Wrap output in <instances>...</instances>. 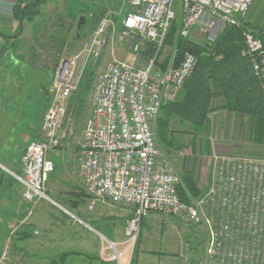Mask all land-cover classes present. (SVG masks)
Listing matches in <instances>:
<instances>
[{
  "label": "built area",
  "instance_id": "1",
  "mask_svg": "<svg viewBox=\"0 0 264 264\" xmlns=\"http://www.w3.org/2000/svg\"><path fill=\"white\" fill-rule=\"evenodd\" d=\"M251 2L129 0L119 38L126 37L130 58L119 59L113 53L95 74L82 141L74 147L70 140L75 129L67 115V105L86 65L100 58L109 39L102 36L99 28L77 54L61 58L46 88L48 104L40 137L26 146L20 173L8 170L21 184L22 198L29 205L21 223L26 222L34 204L53 201L45 190L46 179L54 171L50 153L63 146L69 149L73 173L81 177L83 189L92 196L89 208L98 202L131 208L122 240L101 237L99 258L131 264L142 220L149 214H158L178 216L200 231L195 241H185L198 246L199 251L184 243L189 253L183 256V264L187 260L191 264H264V187L258 195L250 192V176L263 171V158L214 155L205 190L189 202H182L177 193L180 178L155 136L166 93L170 88L182 87L197 63L195 55L185 52L177 65L169 60L163 68L158 67V54L172 21L178 20L184 36L193 25L202 32H213L217 26L242 23ZM243 39L241 54L250 57L253 72L264 85V44L249 31L244 32ZM144 41L155 53L140 65L138 56ZM16 231L17 227L9 230L5 247ZM9 261L4 251L0 263Z\"/></svg>",
  "mask_w": 264,
  "mask_h": 264
},
{
  "label": "rangeland",
  "instance_id": "2",
  "mask_svg": "<svg viewBox=\"0 0 264 264\" xmlns=\"http://www.w3.org/2000/svg\"><path fill=\"white\" fill-rule=\"evenodd\" d=\"M128 1L129 0H52L39 7V11L41 12L40 17L35 13L30 23L26 25L23 24V31L20 37L16 36L14 37L15 39L5 41L0 38V48L3 47V51H1V49L0 52L2 53H5L8 47H13L14 49L16 45H22V49L18 51L16 49H12V51L8 50L4 61L0 59V65L2 66L0 74V258L4 251L9 255V245L5 247L6 240H4L5 238L3 239V232L5 229L4 227L7 225L6 223L10 221L6 219V217L11 211V206H14V204L11 205L7 197L8 194H6L5 191L9 190L13 197L18 198L19 196L20 199L19 189L21 188V184L8 172V170H10L15 173H20L19 166H21L23 154L20 157L21 150H19L20 147L15 145V134L23 131L27 133L26 139L24 138L22 140V137L19 138V145H24L26 141L29 140L34 141L37 130L38 136H36L39 139V130L48 104L44 89H46L52 81L54 73V70L52 72V68L61 58H67L70 55L77 54L83 48V44L89 40V36L93 32H96V30H99V28H102V36L106 38L107 41L109 39V45L103 50L99 59L88 62L80 75L81 79L78 87L72 95V97L74 95H81V98L85 99L84 105L81 106L80 102L76 103L72 100L73 98L70 99L67 105V115L72 120L75 129L74 134L77 136V130L83 127L86 116L90 110L89 92L91 88L86 91L83 86V77L85 78L86 73L90 71L94 76L101 68L100 65L102 61L107 58L108 62L113 53L114 56L119 59L130 58L131 50L126 37H121L122 39L119 38L121 36L119 30L122 29V17L129 9ZM102 10V15L93 27L90 22V17L93 15L92 13H99ZM247 13L246 25L249 29L253 26L258 27V25L264 27V0H252ZM79 17H84L86 22L84 26L81 24L80 27L83 26L81 29H77ZM225 26L226 25L217 26L215 28L216 30L213 32H202L198 25H193L189 28L188 34L184 36L181 34V24H179L176 28L174 41L163 46L162 58L160 57L159 59L162 65L159 64L158 67L160 69L163 68L169 60H172L174 65L180 62L185 52L178 55L177 47L175 46L177 37L186 38L196 44L206 45L207 43L213 42L224 30ZM18 30L16 27L10 30L6 29L5 31L10 33V35H16ZM147 44L146 41L141 44L138 56L140 65H145V60L154 55L146 53ZM140 55H142V57ZM3 62H5V65ZM82 129L83 128H81L80 133H82ZM231 133L232 132L229 131V134H223L221 137V139H224L222 141V144H224L222 147L228 150L231 149V146H228V144L234 146L238 145L240 147H234V150L231 149V151L226 153L215 155L246 154L257 158H263L264 160V130L260 132L258 136H255L251 131L250 124H244L241 126L238 134ZM155 136L157 138V131ZM77 138L79 139V137ZM61 147V149H63V146ZM203 158H206V162L210 163L209 157L206 156ZM262 168L263 171L261 170L257 175L253 174L250 176V192L255 195H258L261 188L264 187V163H262ZM206 169L205 185L207 186L212 171L210 167L207 168L206 166L204 170ZM73 175L82 182L80 176L77 174ZM181 178H183L182 173ZM48 189H50V186ZM52 190L55 192L53 188ZM84 192L87 196V202L90 204L92 196L85 190ZM21 201L24 202V200ZM98 203L101 204L104 202ZM257 215L259 218L262 216L261 213H257ZM147 219L148 218L145 217V220ZM154 220V225L150 226V228L149 226H144L141 234L139 232L138 245H136L131 264H144V262L145 264H183V256L189 253L185 245H190L191 248H194L198 253V246H194L192 243H185V241L189 239L195 241L197 239L196 233L200 232L196 230L193 224L178 216L172 215H158ZM142 247L151 250V252L143 254L142 251L145 250H143ZM230 247L232 249L236 248L234 246ZM157 252L161 255L153 258L152 253ZM142 255L145 256L146 259ZM140 256H142V258H140ZM187 261V264H191L189 260ZM9 264L14 263L9 261Z\"/></svg>",
  "mask_w": 264,
  "mask_h": 264
},
{
  "label": "crops",
  "instance_id": "3",
  "mask_svg": "<svg viewBox=\"0 0 264 264\" xmlns=\"http://www.w3.org/2000/svg\"><path fill=\"white\" fill-rule=\"evenodd\" d=\"M27 1L0 0L1 40L15 39V35H10L5 30L18 27L19 21L15 19V8L21 3H28ZM246 16L244 18L245 22ZM30 21H32L31 18H28L23 24L26 25ZM21 46V44H18L14 49L18 51L22 49ZM12 49L13 47H8L5 53L0 52V59L4 61L7 51H12ZM58 62L52 68V72ZM106 63L107 58L102 61L99 70L103 69ZM3 64L5 65V62ZM1 68L2 66L0 65V74ZM184 90L182 86L177 89L170 88L166 93L162 104V106H166H161L162 108H160L156 120L157 143L180 179L181 173L182 176L188 174L194 186L201 188L200 190L203 191L206 187L205 172L207 173V169H204L207 166L212 171L213 156L226 153L231 151V149L234 150V147H240L228 144L231 149L223 148L222 145L224 144H222V141L224 139H221V137L223 134H229V131L232 132L231 134H238L241 126L249 124V117L236 111L221 108L220 106L224 103V97L216 89L213 90L214 94L210 99L209 107L211 110L207 114V122L201 129H196L188 122L180 120L178 116L169 115L167 110L165 111L167 104L181 101ZM165 120H167V128L165 133L161 135L162 137L159 138L157 124L159 125V122L163 124ZM81 128L77 130V136L74 135V138L70 140L72 147L82 141ZM36 135L38 136V130L34 141L38 140ZM21 137L22 140L26 139L27 133L23 131L15 134V145L20 147L19 150H21L20 157L31 141L29 140L24 145H19V138ZM206 156L209 157L210 163L206 162V158H203ZM50 159L54 163V171L49 174L46 180L48 183L45 182V190L50 200L53 201L40 200L34 204L29 217L26 218V222L21 223L22 219L26 217V210L29 207L25 201V203L21 201L23 200L22 187L19 189L20 199L19 196L18 198L13 197L9 190L5 191L8 194L7 197L11 205L14 204V206H11V211L6 217L10 221H6L7 225L4 227L3 239L11 228L17 227V231L11 236L9 244L10 262L14 264H114L110 260L99 258L101 237L113 241H121L126 220L131 215V208L108 203H98L93 208H89V202H87V196L81 182L73 175L69 149H54L50 153ZM19 169L21 170V166H19ZM47 186H50V189ZM157 217L158 214H149L147 220L144 218L141 223V232L144 226H149L150 228V226L154 225V218ZM142 249L145 250L142 251L143 254L151 252L147 248L142 247ZM152 254L153 258L161 255L159 252ZM143 257L146 259L145 256Z\"/></svg>",
  "mask_w": 264,
  "mask_h": 264
},
{
  "label": "trees",
  "instance_id": "4",
  "mask_svg": "<svg viewBox=\"0 0 264 264\" xmlns=\"http://www.w3.org/2000/svg\"><path fill=\"white\" fill-rule=\"evenodd\" d=\"M50 1L52 0H38L36 4H29L23 13V22L28 18L32 20L35 13L40 17L39 7ZM23 5L21 3L15 8L16 21L20 19ZM102 13L103 10L99 13H92L90 22L93 27ZM18 28L19 25L17 30ZM176 28L177 19L172 21L164 45L174 41ZM245 31H249L264 44V27L258 25V27L253 26L249 29L244 20L239 25L227 24L217 38L206 45L177 37L176 45H174L177 47L178 55L190 52L197 58V63L192 74L182 85L185 90L181 101L167 104L165 111L167 110L169 115H176L183 122H188L196 129H201L206 124L207 114L211 110L209 106L214 94L213 90L217 89L224 97L221 108L247 115L251 131L255 136L264 130V85L261 79L254 74L250 57L241 54L244 48L243 34ZM162 50L158 54V65H162L159 62L160 57L162 58ZM154 52V48L147 44L146 53L152 55ZM94 76L90 71L86 73L85 78L83 77V86L86 91L90 89ZM44 92L46 94V89ZM71 99L76 103L80 102L81 106L84 105L85 99L81 98V95H74ZM164 106L166 105L162 107ZM157 126L160 138L166 131L167 120L163 124L159 122ZM177 193L182 202H189L191 198L199 196L202 191L194 186L188 174H184L178 185Z\"/></svg>",
  "mask_w": 264,
  "mask_h": 264
},
{
  "label": "water",
  "instance_id": "5",
  "mask_svg": "<svg viewBox=\"0 0 264 264\" xmlns=\"http://www.w3.org/2000/svg\"><path fill=\"white\" fill-rule=\"evenodd\" d=\"M37 2H38V0H33L32 2H28V3H26V4H24L22 6V8H21V16H20V19H19V30H18V33L15 36H19L21 34L22 30H23V17H24L23 13H24L25 9L27 8V6L29 4H36ZM84 23H85V18L84 17H79L78 21H77V25H78L77 29H79L81 24H84Z\"/></svg>",
  "mask_w": 264,
  "mask_h": 264
},
{
  "label": "flooded vegetation",
  "instance_id": "6",
  "mask_svg": "<svg viewBox=\"0 0 264 264\" xmlns=\"http://www.w3.org/2000/svg\"><path fill=\"white\" fill-rule=\"evenodd\" d=\"M85 24H86V22H85ZM85 24H83V26H84ZM83 26H82V27H83ZM82 27H80V29H81ZM75 35H77V34H75Z\"/></svg>",
  "mask_w": 264,
  "mask_h": 264
},
{
  "label": "bare ground",
  "instance_id": "7",
  "mask_svg": "<svg viewBox=\"0 0 264 264\" xmlns=\"http://www.w3.org/2000/svg\"><path fill=\"white\" fill-rule=\"evenodd\" d=\"M58 65V64H57ZM56 68V67H55ZM55 70V69H54ZM181 88V87H180ZM157 139V138H156ZM179 176V175H178ZM180 178V177H179ZM180 181H181V179H180ZM141 232V231H140Z\"/></svg>",
  "mask_w": 264,
  "mask_h": 264
}]
</instances>
